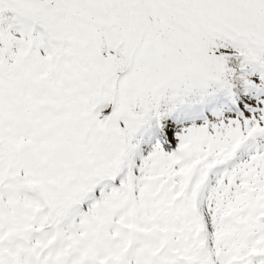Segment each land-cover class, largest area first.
I'll return each instance as SVG.
<instances>
[{
  "label": "snow or ice",
  "instance_id": "snow-or-ice-1",
  "mask_svg": "<svg viewBox=\"0 0 264 264\" xmlns=\"http://www.w3.org/2000/svg\"><path fill=\"white\" fill-rule=\"evenodd\" d=\"M0 264H264V0H0Z\"/></svg>",
  "mask_w": 264,
  "mask_h": 264
}]
</instances>
